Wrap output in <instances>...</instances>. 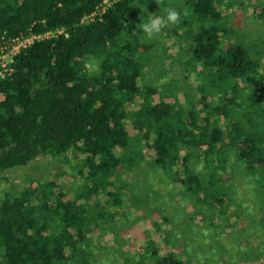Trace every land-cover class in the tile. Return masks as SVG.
I'll return each mask as SVG.
<instances>
[{"label":"trees","instance_id":"1","mask_svg":"<svg viewBox=\"0 0 264 264\" xmlns=\"http://www.w3.org/2000/svg\"><path fill=\"white\" fill-rule=\"evenodd\" d=\"M244 5L0 0V44L32 39L0 77V264H103L98 255L117 244L124 208L160 201L159 180L174 185L176 209L164 224L188 212L191 224L222 228L226 238L248 216L264 229V48L234 17ZM167 6L188 15L147 40L138 24ZM168 57L182 77L149 78L148 66L155 72ZM43 157L66 162L72 188L59 173L3 189L6 173ZM165 239L178 245L174 230ZM124 257L122 264H194L152 238Z\"/></svg>","mask_w":264,"mask_h":264},{"label":"rangeland","instance_id":"2","mask_svg":"<svg viewBox=\"0 0 264 264\" xmlns=\"http://www.w3.org/2000/svg\"><path fill=\"white\" fill-rule=\"evenodd\" d=\"M243 1L245 3L243 8H234V17L239 21H243L242 23L245 24H243V27L247 30L246 33L249 35L250 40L253 41L251 44H253L255 48H264V18L256 19L255 17V15H259L256 13L257 9H255V5H258L260 1L264 2V0ZM234 10L230 11V13ZM31 42L32 39L14 46L0 44V67H4L5 65V67H7L20 47ZM256 50L258 49H254V51ZM168 55H175L178 57L179 51L171 49ZM171 61L172 58L168 57L164 62H160L158 64L159 68L155 72L154 70L152 71L153 68L149 65L148 77H152L151 79H155L157 83H165L180 79L182 77L181 73L178 71L180 64L176 63L173 65ZM262 62V68L264 70V57L262 58ZM90 69H92V67H90ZM199 69L200 68H198V70ZM198 78L199 73L195 71L192 77L189 78L190 83L194 85ZM186 86H190V84L188 83ZM65 163L66 162L61 161V159L40 158L33 165L11 170L6 173L2 187L3 189L9 190H21L31 184L37 185L42 182L56 179L59 173H64L65 176L61 178V181L65 183V186L72 188L73 186L70 184L72 176L67 172L68 166L65 165ZM168 183L169 182L165 183L159 180V182L155 184L162 194V198L159 199L160 201L142 206L137 203L140 207H138L136 203H133L132 206L127 204L124 208V217L122 216L118 219L120 237L117 239V244L109 247V252L102 251L99 253L100 255H98L103 264H122L125 258L124 256L138 251L148 238L157 241L158 244L161 245V248L166 247L173 252L179 253L183 251L186 254H190L193 257L194 264H264V247L261 244V240L264 241V229H262L261 224L258 226V222H254L250 216L240 221L241 223H239V221L236 222L237 229L235 227H230L232 229L228 230L229 235L227 238L221 235L222 228L211 229L209 227L208 229H203L196 226L195 222L191 224L190 218H188L187 221L188 212L179 214L174 221L175 224L174 222L171 224H164V217H162V215L171 217L174 214L173 209H176L175 205L169 203L171 198L168 190L171 188L173 189L174 185L171 184L169 186L167 185ZM252 188L246 190V195H251L256 198V194ZM175 192L178 194L177 191ZM162 203L164 204L163 206ZM145 206L146 208H144ZM143 212L146 214L152 213L145 216L146 214ZM159 222L160 224H158ZM168 228L169 230L175 231L178 245H173V243L166 241L165 232ZM251 244H259L260 246H258V249L255 248L254 250L251 249L253 248ZM117 249H119V251ZM255 253L257 259L254 260L253 255H255ZM259 255H261L260 258Z\"/></svg>","mask_w":264,"mask_h":264},{"label":"clouds","instance_id":"3","mask_svg":"<svg viewBox=\"0 0 264 264\" xmlns=\"http://www.w3.org/2000/svg\"><path fill=\"white\" fill-rule=\"evenodd\" d=\"M163 3V0H160ZM144 9L143 12H146ZM187 16V10L183 12L173 6H167L163 15L149 13L143 23L138 24V28L142 31L144 38L153 40L161 35L163 30L172 26H178L182 21L181 17ZM204 164L201 161L195 168L197 173L203 171Z\"/></svg>","mask_w":264,"mask_h":264},{"label":"built area","instance_id":"4","mask_svg":"<svg viewBox=\"0 0 264 264\" xmlns=\"http://www.w3.org/2000/svg\"><path fill=\"white\" fill-rule=\"evenodd\" d=\"M21 44V43H20ZM19 51V50H18ZM6 66V65H5ZM4 66V67H5ZM0 67V77H5L6 72L9 71V64L7 65V67ZM6 71V72H5Z\"/></svg>","mask_w":264,"mask_h":264}]
</instances>
